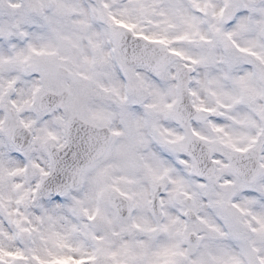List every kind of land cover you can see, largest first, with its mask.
Instances as JSON below:
<instances>
[{"label": "snow or ice", "instance_id": "snow-or-ice-1", "mask_svg": "<svg viewBox=\"0 0 264 264\" xmlns=\"http://www.w3.org/2000/svg\"><path fill=\"white\" fill-rule=\"evenodd\" d=\"M0 264H264V0H0Z\"/></svg>", "mask_w": 264, "mask_h": 264}]
</instances>
